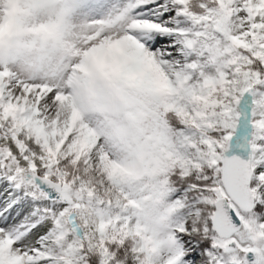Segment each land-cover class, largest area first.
Here are the masks:
<instances>
[{
  "label": "snow or ice",
  "instance_id": "6c2138e0",
  "mask_svg": "<svg viewBox=\"0 0 264 264\" xmlns=\"http://www.w3.org/2000/svg\"><path fill=\"white\" fill-rule=\"evenodd\" d=\"M0 264H264V0H0Z\"/></svg>",
  "mask_w": 264,
  "mask_h": 264
}]
</instances>
